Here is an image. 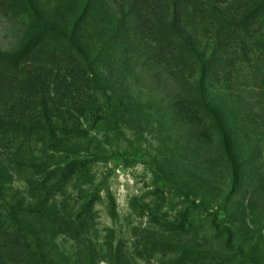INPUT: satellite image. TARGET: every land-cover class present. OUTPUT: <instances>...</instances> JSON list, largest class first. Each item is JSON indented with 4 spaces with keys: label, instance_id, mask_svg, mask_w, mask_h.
Returning <instances> with one entry per match:
<instances>
[{
    "label": "rangeland",
    "instance_id": "374dc122",
    "mask_svg": "<svg viewBox=\"0 0 264 264\" xmlns=\"http://www.w3.org/2000/svg\"><path fill=\"white\" fill-rule=\"evenodd\" d=\"M211 3L225 30L251 39L219 37L186 0H177V18L167 0H0V121L60 115L77 130L50 150L46 170L56 172L47 186L83 161L87 177L55 198L74 215L101 198L87 235L103 259L95 264H115L119 250L123 264H173L184 252L178 264H264V0ZM182 37L205 60V93L228 152L202 107L199 66ZM5 139L0 154L12 155L20 134ZM13 189L27 196L17 176ZM56 242L58 264H88L64 234ZM25 257L6 236L0 264H28Z\"/></svg>",
    "mask_w": 264,
    "mask_h": 264
},
{
    "label": "trees",
    "instance_id": "16d2710c",
    "mask_svg": "<svg viewBox=\"0 0 264 264\" xmlns=\"http://www.w3.org/2000/svg\"><path fill=\"white\" fill-rule=\"evenodd\" d=\"M168 10L179 17L176 9L177 0H167ZM189 13L200 17L207 25L217 28L219 37L230 34L235 42L251 39L249 35H243L244 30L232 27L225 30V23L221 22V12L216 11L211 0H186ZM141 4L140 10L142 9ZM264 5L261 6L263 8ZM221 11V10H220ZM150 18L140 20L142 26ZM138 25L139 22L137 21ZM189 52L194 56L199 66L198 97L204 110L212 119L215 128L222 138V145L226 152L229 151L228 135L225 133L220 119L214 109L208 104L205 93L206 63L199 51L186 41ZM44 109L48 107L43 104ZM49 111V110H48ZM61 114V113H59ZM44 116V115H43ZM65 116L47 117L44 116L42 122H20L11 127L8 121H0V141L6 142V136L13 131L20 134V144L15 148V153L6 155L0 154V246L6 236H10L25 252V259L28 264H58L62 261L57 245V234L62 233L74 243H76L79 255L83 262L95 264L99 260L95 255V250L87 246L88 233L95 227V204L101 201L98 197L84 204L82 209L74 215L68 208V203L62 205L59 211L55 195L63 192L64 187L74 178L85 179L87 174H83V161H73L63 171L58 180L51 186H47V181L54 177L56 171H47L48 161L54 156L50 150H58L64 145V140L77 138V130L69 127ZM39 146V147H38ZM36 147L40 155L36 154ZM22 180L27 188V196L22 195L18 190L13 189L15 177ZM237 172L233 167V180H238ZM64 193V192H63ZM62 193V194H63ZM108 211L111 218L116 217V203L113 199L108 203ZM66 207V208H64ZM189 254L182 253L180 259H175L173 264L183 261ZM104 258V257H102ZM196 260L210 262L219 258L204 253L194 254ZM115 264H123V257L120 250L111 256ZM110 259H105L108 264ZM83 264V263H82ZM225 264H232L225 258Z\"/></svg>",
    "mask_w": 264,
    "mask_h": 264
}]
</instances>
